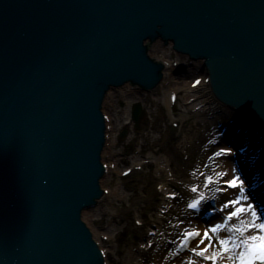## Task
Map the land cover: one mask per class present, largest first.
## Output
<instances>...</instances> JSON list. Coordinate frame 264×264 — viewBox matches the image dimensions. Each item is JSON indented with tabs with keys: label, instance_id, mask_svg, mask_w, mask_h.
<instances>
[{
	"label": "water",
	"instance_id": "95a60500",
	"mask_svg": "<svg viewBox=\"0 0 264 264\" xmlns=\"http://www.w3.org/2000/svg\"><path fill=\"white\" fill-rule=\"evenodd\" d=\"M3 1L0 264L100 263L79 221L100 195V103L109 86L155 72L143 40L212 58L217 94L264 123V0ZM220 108L227 137H246ZM248 148L264 181V142Z\"/></svg>",
	"mask_w": 264,
	"mask_h": 264
},
{
	"label": "rangeland",
	"instance_id": "374dc122",
	"mask_svg": "<svg viewBox=\"0 0 264 264\" xmlns=\"http://www.w3.org/2000/svg\"><path fill=\"white\" fill-rule=\"evenodd\" d=\"M165 50H161V52H164ZM155 54L158 53L157 49H154ZM153 53V52H152ZM169 53H165V56L168 57ZM173 59H176L177 56H172ZM181 58V57H180ZM175 78L174 76H171L170 78ZM186 79L192 78L191 76H185ZM172 81V80H171ZM174 82V81H173ZM179 85L174 87L173 89H176L177 91H180L181 87H186V83L183 80H180ZM174 85V84H172ZM164 89L159 88L158 90L154 91L153 94H150L148 97L146 95L145 98L138 96H135L132 100H125L121 99L116 103L114 102V108L111 109L112 119L114 121L113 128L115 132L122 131L123 127H126V136L123 138H116L114 141L116 142L117 148L115 149L116 157H112L114 159V162L117 163L120 168L125 166L126 164L136 161L137 155L135 154L134 147L130 142L132 143L135 141H140L141 144H143V149L141 151L144 152L147 148L149 143L153 139H159L161 136L167 132V124L169 119H163L165 117V109L162 107L163 102L165 100L164 96L165 93L163 91ZM140 103L143 110L145 111V115L147 118L151 121V126L149 127L148 131L143 133L141 130H137L134 128L133 124H131V127L124 126V123L128 122V119L126 118L131 111V106L134 103ZM197 103L193 104L190 107V111L192 112L194 107ZM212 110L211 112H217L218 107L217 104L212 101L211 105L209 106ZM217 109V110H216ZM110 110V109H109ZM110 112V111H109ZM189 112L187 109H183L181 105H177V107L172 111V116L175 118V116L178 117H186L185 125L181 131V133H177L176 137L171 141L170 148L173 146H178L181 143L182 137L181 134L191 133L195 134V137L192 141L187 140L186 143L189 145L190 148L187 149V153H190V162L191 166H201L202 168L205 167L210 161H213L212 159H209L210 156H214V153L216 151H220L219 149L213 148L207 153L201 154V149L206 144V141L210 138H214L212 135V129H206V131L201 132L203 129L195 130V126L200 125V120L196 118V115L199 114V112ZM160 113V116H159ZM218 120L221 123L220 115H218ZM161 119L164 120L161 121ZM144 120V119H143ZM143 122V121H142ZM144 125V122L141 123ZM215 119L212 122H207L206 126H212V128L215 127ZM206 126H201L205 129ZM117 135V134H116ZM146 135V137H145ZM115 136V135H114ZM183 136V135H182ZM177 139V141H176ZM183 141V140H182ZM184 142V141H183ZM186 144V145H187ZM183 147V146H182ZM185 148V147H184ZM134 150V151H133ZM183 151V152H182ZM186 149H182L179 151L178 155L180 153H186ZM123 152L124 154H121ZM161 152V151H160ZM158 153L157 155H161V153ZM111 158V159H112ZM158 158V156L156 157ZM201 158V159H199ZM145 180H148L150 178V173H145L143 175ZM147 182V183H148ZM118 182L115 180L114 177L108 178L106 183L104 184L105 187H111L113 190H115V186L118 185ZM138 184L141 185V181L137 182H129L126 181L124 184L120 186V191H118V195H124L126 197L125 202H121L117 199V197L110 196L107 203L101 204L99 207L95 208V211H92L90 213V219L96 220L98 222V225H96L97 232L100 233H108L111 235L120 234L121 240L117 244H113L110 246V248L114 251H116V256L112 259H110L109 264H129L131 262H138L142 260L141 258L145 256L146 258H149L151 255L149 253H142V255H135L132 259L129 258L126 259V255H128L130 249L132 246L137 245L138 242L137 237L130 238V232H131V218L136 216L140 217L141 214H143V208L146 207L145 204H139L135 207V209L127 210L130 208L131 204L135 201H141L140 195H139V189ZM143 185V184H142ZM145 186V185H143ZM142 186V187H143ZM115 192V191H114ZM140 196V197H139ZM146 209V208H145ZM124 211H127L126 214H123ZM238 224V223H236ZM214 225V224H213ZM211 225V227L213 226ZM95 226V225H94ZM252 234H256V232H252Z\"/></svg>",
	"mask_w": 264,
	"mask_h": 264
},
{
	"label": "snow or ice",
	"instance_id": "6c2138e0",
	"mask_svg": "<svg viewBox=\"0 0 264 264\" xmlns=\"http://www.w3.org/2000/svg\"><path fill=\"white\" fill-rule=\"evenodd\" d=\"M200 83L201 81H195L193 87ZM231 155L233 153L230 150L221 149L209 159L218 160ZM205 167L209 166L205 165ZM212 172L213 175L201 173L202 188L192 186L189 189L193 197L187 203L186 210L189 216L200 213L202 205L209 202V197L205 195L203 189H210L213 192L211 198L213 201L217 196L225 197V202L214 209L215 212L225 214L222 222L206 228L203 232L197 228H184L183 232L179 233L182 240L177 253L189 250L192 257L203 260L205 264H218V262L223 264L225 260L231 261L232 264H264V218L258 212L256 205L251 202L253 194L249 192L246 180L236 168L231 169V178H228L229 173L226 171L212 169ZM129 174L130 172L124 173L125 176ZM169 198L174 199V197ZM245 217L247 219H244ZM234 220L239 223L230 225L229 222ZM180 226L181 224L175 225L176 228ZM254 231L261 234H251ZM225 232L229 233L227 237L222 235ZM197 240L198 242L189 248L190 243ZM214 244L218 245V248H214ZM186 264H196V260L190 258Z\"/></svg>",
	"mask_w": 264,
	"mask_h": 264
},
{
	"label": "bare ground",
	"instance_id": "6f19581e",
	"mask_svg": "<svg viewBox=\"0 0 264 264\" xmlns=\"http://www.w3.org/2000/svg\"><path fill=\"white\" fill-rule=\"evenodd\" d=\"M160 41H156L155 43H154V45L152 46V51L154 52V49H157L158 50V53L157 54H159V53H161V50H165L164 51V53H167L168 51V48L166 49V48H163L162 46H160ZM149 52H150V49H149ZM155 53V52H154ZM157 59H159L158 57H157ZM187 70H190V72L191 73H193V72H195V73H197V72H200V71H202L203 70V67H202V64H201V62H200V60H197V61H193V62H191L190 64H189V67L187 68ZM189 73V72H188ZM194 74V73H193ZM172 80H175L173 77L171 78ZM171 80L169 79V78H165L163 81H162V84H161V87H162V89H164L163 91H164V93L166 94L168 91H170V92H173V90L174 89H171V88H173L172 87V84H171V82H170ZM176 85V84H175ZM178 85H179V82H178ZM117 90V91H116ZM172 90V91H171ZM187 90H188V87L186 88V89H183V88H181V90L179 91L180 92V94H181V96L182 97H185L186 96V94H187ZM169 92V93H170ZM197 93L195 94V97L196 98H200L203 102H206V100H207V97L205 96V92L203 91V90H197L196 91ZM144 94V93H143ZM143 94H141L139 91H138V89H136L135 90V88H131L129 85H124V87H122V88H119V89H114V90H111V91H108L107 92V95H106V97H105V99H104V110L105 111H110L111 112V109L112 108H114V102L116 101V103L118 102V101H120L121 99H129V100H132L135 96H142V98H145L146 96L145 95H143ZM140 96V97H141ZM168 96H169V94H168ZM168 96H167V98H168ZM167 98H166V101H165V103H167L168 104V101H167ZM209 99V98H208ZM110 109V110H109ZM214 114V113H213ZM215 116H216V114H214ZM210 116H212L213 117V115H210ZM110 117V116H109ZM110 119H112V116L110 117ZM164 119V118H163ZM163 119H161V121H163L164 122V120ZM218 119V118H217ZM207 119L206 118H200V121H202L203 123L206 121ZM217 123H219V122H217ZM114 132V129H112V133ZM214 133H216V132H214ZM112 135V134H111ZM110 135V139L108 140V141H106V145L104 146V151H103V153H102V163L104 162V163H107L108 161H106V159H104L105 157H104V155H106V154H109L108 156H109V158H111V157H116V153L112 150V147H113V137ZM195 137V134H191V133H187V135H186V137H184V140H193V138ZM218 138H220V137H218ZM186 143V141H181V143L178 145V146H173L172 148H170V147H163L161 150H162V154L159 156L160 157V159H162V160H164V162L167 164V165H175L176 166V168H177V170H179L180 168H179V165L178 164H176L175 163V157L177 156V154L179 153V151H181L182 149H186L189 145ZM222 141H220L219 143H218V145H217V147L219 148V149H222L223 148V146H222ZM183 146V147H182ZM185 147V148H184ZM225 147V149H227L228 150V148L226 147V146H224ZM190 150V149H189ZM233 160V156L231 155V156H228V157H224V158H222L220 161H218L217 163H215L216 165H215V167H216V170L217 171H226V172H228L229 173V169H228V165H229V162L230 161H232ZM109 176H107V177H103V178H100L99 179V185L103 188V185L106 183V181H107V178H108ZM138 179H141L142 180V176H140V177H138ZM121 186V184L119 185L118 184V186H116V189L117 190H119L118 188ZM122 187V186H121ZM101 201L104 203L106 200L104 199V197L103 196H101ZM223 202H225V197H223ZM138 202V201H137ZM137 202H134V203H136L137 204ZM105 203H107V202H105ZM135 207H136V205L135 204H133ZM134 207V208H135ZM92 211H94V209H90V210H86V211H84V212H82V214H81V216H82V220L83 221H85L88 225H90L89 223H91V225H92V219H90L89 217V215H90V213L92 212ZM127 213V211H124V213L123 214H126ZM219 216L220 217H222V213H219ZM247 219V218H246ZM94 234H96V230H94V229H92L91 230ZM139 234H140V232H138ZM94 234L92 235V237L94 238ZM97 235V234H96ZM131 235H132V233H131ZM222 235L224 236V237H227L228 235H229V233H222ZM232 235H235V234H232ZM198 242V240L196 241V243ZM131 257V255H126V259H128V258H130ZM160 257L159 256H156V257H153V263L154 264H156V263H159L160 262V259H159ZM191 259H192V257H191ZM194 260H196V263H198L200 260H198V259H196V258H193Z\"/></svg>",
	"mask_w": 264,
	"mask_h": 264
}]
</instances>
